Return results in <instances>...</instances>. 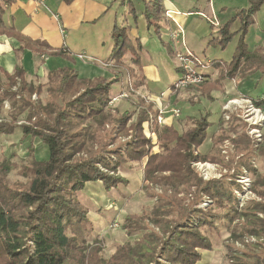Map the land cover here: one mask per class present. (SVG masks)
Returning a JSON list of instances; mask_svg holds the SVG:
<instances>
[{"label":"trees","instance_id":"trees-1","mask_svg":"<svg viewBox=\"0 0 264 264\" xmlns=\"http://www.w3.org/2000/svg\"><path fill=\"white\" fill-rule=\"evenodd\" d=\"M14 1L0 0V24L5 7ZM263 5L264 0H249L214 27L211 43L220 49L235 37L236 43L226 65L219 59L210 61L218 76L202 83L205 90L217 89L220 78L240 77L264 65L263 44L247 43ZM129 12L135 20L143 16L147 28L159 37L162 0H139L129 6ZM127 30L116 22L113 25V46L106 58L113 64L109 77H82L70 64L49 70L45 83H35L25 78L19 66L10 73L0 70V112L4 100L11 104L10 119H0V135L18 128L19 140H26L27 147L32 148L36 140L48 150L46 158L22 167L24 182L11 184L6 177L10 164L0 162V264H197L201 251L212 248L206 232L220 227L228 232L225 248L231 264H264V174H257L252 162L256 153L264 156V147H249L244 131L233 138L225 132L212 136V147L201 152L198 148L210 122L206 115H198L189 116L182 131L172 124L149 123L159 148L152 150L153 138L144 126L150 113L156 114L151 105L138 99L139 112L129 124L132 111L117 112L107 106L113 84L122 77L135 88L142 84L138 73L142 43L139 37L131 39ZM6 33L21 43L17 51L30 49L69 59L65 49L47 51L44 40H31L12 29ZM43 92L46 97L40 101ZM33 94L37 102L31 100ZM262 103L264 99L255 101ZM224 139L235 146L227 159L219 147ZM129 161L143 163L142 188L154 201L149 211L124 216L121 226L127 235H140L117 245L105 259L100 239L92 238L88 211L77 196L88 182H100L107 191L126 184L118 171ZM196 161L216 163L226 172L203 180L192 167ZM245 170L254 176L251 189L261 199L241 204L234 190ZM201 202L208 204L202 208Z\"/></svg>","mask_w":264,"mask_h":264},{"label":"rangeland","instance_id":"rangeland-1","mask_svg":"<svg viewBox=\"0 0 264 264\" xmlns=\"http://www.w3.org/2000/svg\"><path fill=\"white\" fill-rule=\"evenodd\" d=\"M256 17L255 23L250 27L247 35V43L251 47L259 43H262L264 46V6L261 7ZM143 25L144 22L140 25L138 24L137 28L132 30V33L136 31L140 33L143 31ZM142 42H146V39ZM146 43L148 44V40ZM235 43L236 37L232 39L231 43L225 49H220V47L213 44L212 47L214 48H211L214 50L210 51L215 52V54L212 55L218 54L217 57L222 58L219 59L222 61V65H226L230 60ZM167 59L171 68L175 65L176 67L178 66V61L174 55L171 57L169 56ZM209 60L211 61V59ZM77 64L82 66V63ZM210 64L205 71V79L210 78L212 81H215L218 76V70ZM211 69L215 71L209 72ZM237 75L233 78L230 76L225 79L220 78L221 81L219 85L217 84V87H219L208 91L202 86L205 80L202 83L190 84L181 89H175L171 85L168 91L170 96H172V100H170V103L168 101V104L164 103L161 105L165 107L167 111L163 114V118L168 120L165 124H161L160 126L168 125L169 119H175V127L179 131H182L188 126L186 121L189 116L206 115L207 121L210 122V126L207 128L206 139L198 148L199 151H208L213 145V139L211 137L224 135L225 132L233 138L237 137V133L244 131L246 136H248L246 139L249 140V147H253V149L264 147V103H262V105L255 104V101L264 99V65H261L250 74L240 77H237ZM178 76V72L170 71L167 72L166 79L174 83ZM123 78L125 77L120 79L122 82L124 80ZM1 81L3 82L5 79L2 78ZM16 87L17 84L13 86L14 90ZM112 89L114 90V87H112ZM117 89L119 90L117 93H111V98L107 106L113 111L117 110V112H122L124 110L132 111L128 124L135 120L139 112L140 107L136 102L138 99H142L144 105H151L153 112L156 110L155 115H153L154 113L152 112L150 115H158L159 105H157L155 100L151 99L152 95H145L139 92L138 88L133 87L130 79L124 80L120 85L118 84ZM166 95L165 91L164 97ZM45 97L46 94L43 92L39 96V100L44 101ZM37 99L36 94L31 96L33 102H37ZM113 99L114 101H112ZM10 107V101L4 100L0 112V119H10ZM171 109H178L180 111L179 115L172 117ZM24 117L25 113L20 116L21 119ZM169 125L171 124L169 123ZM17 129L18 128L11 134L0 135V162L5 160L10 164L11 169L6 177L11 184L14 182L26 181L21 175L22 167L30 164L33 159H43L48 155L47 148L36 140L33 142L32 148L27 147L26 140H19L20 132H16ZM148 136L153 138L152 150L158 151L159 148L156 142V135L150 133ZM219 147H221V153L224 154L227 159L229 149L235 146L231 139H224ZM196 162H200L201 164L192 163V167L203 180L219 178L226 172L224 168L216 163L208 161ZM203 162L205 163L203 164ZM252 162L253 166L256 167V173L264 174V156L256 153L252 158ZM142 166L141 161H129L121 165L118 173L127 180L126 184H118L117 187L109 191L98 184H91L90 187L86 186V188L78 193L77 199L88 211L87 217L92 225V238L98 237L100 239L101 254L105 259L110 257L117 245L129 240L133 241L140 235L139 233L132 236L127 235L126 231L121 226L124 216L147 212L153 205L154 200L147 197L142 188ZM242 177L246 180H242L241 182L238 180V190H234L241 204L251 199L260 200L261 198L251 189V182L254 176L245 170ZM157 190L160 191V189ZM236 191H242V193L239 192L238 194ZM207 204V202H201L200 206L205 208ZM206 233L212 242V248L211 250L201 251V260L197 264H231L228 260L225 248L226 239L228 237L226 229L220 227L217 232L212 230Z\"/></svg>","mask_w":264,"mask_h":264},{"label":"crops","instance_id":"crops-1","mask_svg":"<svg viewBox=\"0 0 264 264\" xmlns=\"http://www.w3.org/2000/svg\"><path fill=\"white\" fill-rule=\"evenodd\" d=\"M138 3L139 0H43L42 3L15 0L5 7L0 24V70L10 73L19 66L25 78L35 83L46 82L49 70L70 64L82 77H109L113 64L112 61L106 62V58L113 46L111 31L116 22L127 26L131 39L139 37L142 43L141 66L138 69L142 84L138 87L139 92L151 94L156 99L161 92L166 91L167 95L159 99V102L168 104L172 100L168 90L173 83L166 79L167 72L179 73L176 65L171 68L167 59L173 56L172 41L168 34L174 26L164 16L160 35L155 36L152 29L147 28L143 16L139 15L135 20L129 12V6ZM248 3L249 0H168L167 3L162 2V5L163 11L168 6L177 12L175 19L182 26L183 39L193 53L212 60L222 58L217 57L218 54L212 55L215 52L210 51L214 50L210 42L214 27L206 17L213 13L221 24ZM142 22L143 31L132 33ZM10 29L31 40H44L49 46L47 51L65 49L69 59L30 49L17 51L21 43L6 33ZM144 39L146 42L148 40V44L142 42ZM77 54H83L84 58L80 59ZM77 63H82V66ZM208 81L212 80L209 78ZM123 82L120 80L113 84L114 90L111 88V93H117V85ZM174 120L169 119L168 125H174ZM91 184L102 186L100 182H88L84 188Z\"/></svg>","mask_w":264,"mask_h":264},{"label":"built area","instance_id":"built-area-1","mask_svg":"<svg viewBox=\"0 0 264 264\" xmlns=\"http://www.w3.org/2000/svg\"><path fill=\"white\" fill-rule=\"evenodd\" d=\"M40 3L43 2V0H35ZM168 0H162V2L167 3ZM165 17L167 20L172 22L174 28L170 29V32L168 36L170 37V40L172 41L174 45V56L178 61V66L177 68L180 70L179 71V76L176 81L172 84L173 88L175 89H181L184 88L190 84H198L202 83L205 79V74H206V69L208 68V65L210 64V60L205 59L203 57H200L193 53V51L186 45L184 39H183V28L182 26L177 22L175 19V12L174 9L170 7H165ZM206 17V16H205ZM209 23L212 26H218L219 23L216 19V17L213 15L207 16L206 17ZM77 56L82 59L84 58L83 54H77ZM165 92H161L156 99L151 97V99L155 100L157 102V105H159L158 109V115L157 116H152L149 115L148 121L145 122V131L147 135L150 134L148 130V124L151 122H156L158 125L165 124L168 119L163 118V114L166 113L167 111L165 110V107H162V103L159 102V99H161L164 96ZM125 95V94H122ZM150 97V96H149ZM114 101V99L112 100ZM111 101V102H112ZM110 103V102H109ZM171 116H178L180 111L178 109H171ZM169 118V117H168ZM205 162H203L204 164ZM193 164H201L200 162H193ZM242 181L246 180L242 176H240L237 181ZM244 182V181H243ZM240 190V189H239ZM242 193V191H236V193L239 194Z\"/></svg>","mask_w":264,"mask_h":264}]
</instances>
